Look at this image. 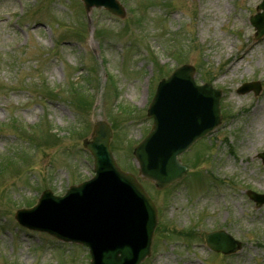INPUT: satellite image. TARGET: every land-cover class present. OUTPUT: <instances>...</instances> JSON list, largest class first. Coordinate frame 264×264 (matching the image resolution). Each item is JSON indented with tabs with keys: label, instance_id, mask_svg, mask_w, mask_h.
<instances>
[{
	"label": "rangeland",
	"instance_id": "obj_1",
	"mask_svg": "<svg viewBox=\"0 0 264 264\" xmlns=\"http://www.w3.org/2000/svg\"><path fill=\"white\" fill-rule=\"evenodd\" d=\"M117 1L123 18L79 0H0V264H88L86 248L24 230L14 213L94 174L82 140L100 121L120 122L112 153L136 173L157 77L181 65L222 91L225 117L182 155L184 179L144 184L160 220L142 264H264V205L245 194H264V37L249 23L261 0ZM245 82L257 96L236 93ZM216 230L242 249L211 253L203 235Z\"/></svg>",
	"mask_w": 264,
	"mask_h": 264
},
{
	"label": "water",
	"instance_id": "obj_2",
	"mask_svg": "<svg viewBox=\"0 0 264 264\" xmlns=\"http://www.w3.org/2000/svg\"><path fill=\"white\" fill-rule=\"evenodd\" d=\"M82 2L86 9L103 6L122 15L114 0ZM260 9L263 12L250 20L256 39L264 35V0L257 7ZM192 73V69L182 68L159 84L147 112L154 121L152 131L134 150L139 175L158 190L185 175L176 157L220 122V92L208 85L196 86ZM110 138L109 128L97 123L92 140L83 141L94 158L96 175L71 188L63 198L45 192L36 208L19 213L17 219L31 229L87 245L92 264H138L149 255L155 209L135 178L116 167L108 148ZM259 157L264 162V153ZM247 194L256 206L264 203V196ZM205 240L209 249L225 255L240 249L239 243L223 232L206 235Z\"/></svg>",
	"mask_w": 264,
	"mask_h": 264
}]
</instances>
